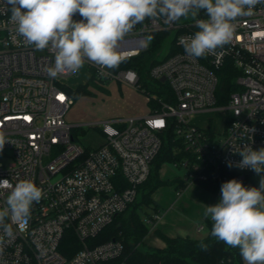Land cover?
<instances>
[{
  "label": "built area",
  "instance_id": "1",
  "mask_svg": "<svg viewBox=\"0 0 264 264\" xmlns=\"http://www.w3.org/2000/svg\"><path fill=\"white\" fill-rule=\"evenodd\" d=\"M10 17L11 5L0 0V131L12 142L0 151V157L11 153L8 165L0 161V181L14 186L31 179L44 194L33 204L24 229L12 224L15 236L6 238L0 264H126L119 261L124 251L121 240L94 246L88 241L135 201L137 187L148 178L161 149L162 134L170 127L182 143L179 149L186 153L174 162L185 168L180 190L205 182L221 197V185L228 180L249 184L246 173L255 171L238 164L243 146L264 148V3L257 4L251 15L238 18L230 43L202 58L172 51V42L182 47L180 38L198 31L192 19L172 24L163 18L146 19L136 25L118 50L126 62L148 51L151 41L145 47L146 36L167 33L148 80L168 83L173 100L162 99L144 85L138 65L123 62L109 70L86 62L95 82L115 80L129 85L154 104L140 117L79 125L66 118L75 103L65 82L72 73L51 78L46 69L54 63V50H34L17 34ZM206 18L202 11L198 19ZM74 19L81 17L77 13ZM228 60L238 70L236 89L218 103L217 71ZM215 110L226 112L222 131L191 122L198 113ZM85 125L100 129V144L84 147L78 142L74 130ZM10 190L0 185V208L6 206ZM160 218L161 213L154 212L146 222L155 226ZM68 235L79 244L70 257L61 250Z\"/></svg>",
  "mask_w": 264,
  "mask_h": 264
},
{
  "label": "clouds",
  "instance_id": "2",
  "mask_svg": "<svg viewBox=\"0 0 264 264\" xmlns=\"http://www.w3.org/2000/svg\"><path fill=\"white\" fill-rule=\"evenodd\" d=\"M10 20L16 32L36 51L52 49L53 65L46 71L51 78L69 71L78 73L86 62L101 69H116L126 56L119 43L136 25L146 19L163 18L172 24L181 19L195 21L193 35L180 38L184 52L193 58L216 54L230 43L235 22L252 14L264 0H8ZM206 19H198L201 12ZM80 20L74 19L76 14ZM153 39L146 36L147 47ZM109 73L103 72L102 75ZM11 142L0 131V151ZM12 143V142H11ZM240 168H251L261 176L258 187H246L237 179L221 185L219 202L204 212L212 221L211 236L231 248H238L245 264H264V148L254 150L245 145L239 152ZM231 167V162H229ZM6 206L0 208V254L7 240L14 238L12 224L24 229L34 203H39L43 190L31 179L19 180L11 186ZM10 220L11 223L6 222ZM206 249L207 245L201 243Z\"/></svg>",
  "mask_w": 264,
  "mask_h": 264
},
{
  "label": "trees",
  "instance_id": "3",
  "mask_svg": "<svg viewBox=\"0 0 264 264\" xmlns=\"http://www.w3.org/2000/svg\"><path fill=\"white\" fill-rule=\"evenodd\" d=\"M167 33L152 34L151 46L148 51L139 56L129 58L126 66L138 65L141 80L148 85H152L155 92L160 94L162 99L173 100L174 93L168 83L158 82L152 84L148 80V71L152 63L156 61V55L167 42ZM172 42V51L183 50L182 47L175 46ZM218 83V103H224L229 94L236 89L234 76L238 70L229 60L217 71ZM96 83L90 78L86 83L79 84L77 87L67 86L66 90L77 101L84 95L90 93V85ZM151 83V84H149ZM154 103L152 102V105ZM78 129V128H76ZM75 129V130H76ZM74 130V135H75ZM182 143L175 135L173 127H170L162 134V146L158 154L152 161L148 178L138 185L137 197L125 211L119 213L115 219L105 226L95 237L89 239L88 243L92 246L103 243L111 239L121 240L124 244V251L119 261L126 264H245L239 254L238 248H231L222 241H217L211 236L212 223L208 224V234L202 238L190 236H170L155 229V234L164 241L163 246H146L145 237L150 231V225L143 218L152 217L154 212H158L159 204L154 199V193L164 185L176 184L177 187L184 186L181 177L163 179L159 174V169L164 163H174L180 160L186 153L180 150ZM261 175H264L262 173ZM258 176L255 172H247L246 180L251 182L254 187L259 186ZM200 186L208 191L215 192V187L209 183L201 182ZM151 209V211H149ZM201 243L207 245L206 249L200 247ZM79 248L78 241L72 235L66 236L61 250L70 257Z\"/></svg>",
  "mask_w": 264,
  "mask_h": 264
},
{
  "label": "rangeland",
  "instance_id": "4",
  "mask_svg": "<svg viewBox=\"0 0 264 264\" xmlns=\"http://www.w3.org/2000/svg\"><path fill=\"white\" fill-rule=\"evenodd\" d=\"M92 67H84L76 74H72L65 82L71 87H77L79 84L86 83L91 77ZM144 85L143 80H141ZM150 81V80H149ZM152 84H157L150 81ZM149 83V84H151ZM148 87L154 91L152 85ZM90 93L82 96L69 109L66 118L73 124L79 125L84 123L98 122L108 119L109 117H119L122 119L129 117H140L147 114L148 104L144 94L129 85L119 83L115 80L96 82L90 85ZM155 92V91H154ZM159 96L160 94L156 92ZM154 103V102H153ZM226 112L223 110L205 111L195 115L191 122L196 125L206 126L211 125L216 131H222L224 128V120ZM211 118L209 122L208 119ZM76 139L84 147H95L102 141L100 129L89 126H84L75 130ZM11 153L7 152L6 156L0 157V161L8 165L10 162ZM185 168L183 166H176L174 163H164L159 169L160 176L165 178L183 177ZM246 187H253L245 184ZM176 185L161 186L155 193V197L163 201V204L170 205L172 199L176 196ZM173 202V201H172ZM219 202V200H218ZM177 208V207H176ZM175 208V209H176ZM151 211V209H149ZM183 211V210H180ZM187 215V214H186ZM188 216V215H187ZM143 218L147 221L150 217L143 214ZM151 229L145 237V243L142 248L146 246H156L157 242L153 241L158 237L155 234V226L149 224ZM207 230V229H206ZM206 230L199 233L204 235ZM159 238V237H158ZM161 239V238H160Z\"/></svg>",
  "mask_w": 264,
  "mask_h": 264
},
{
  "label": "crops",
  "instance_id": "5",
  "mask_svg": "<svg viewBox=\"0 0 264 264\" xmlns=\"http://www.w3.org/2000/svg\"><path fill=\"white\" fill-rule=\"evenodd\" d=\"M249 185L253 186L250 182ZM176 189L177 197L172 199L173 202L171 201L170 205L165 206L163 201L159 200L154 195V199L159 204L158 212L161 213V218L155 224V228L160 229L170 236L205 237L208 234V224L212 223V221L210 217L204 215V212L207 206L218 203L220 196L215 192L208 191L199 184H193L183 190H180V187L176 185ZM201 226L202 228H200ZM204 230H206L205 234L200 236L199 233ZM153 241L157 242L156 246H163L165 244L164 241L158 237Z\"/></svg>",
  "mask_w": 264,
  "mask_h": 264
},
{
  "label": "water",
  "instance_id": "6",
  "mask_svg": "<svg viewBox=\"0 0 264 264\" xmlns=\"http://www.w3.org/2000/svg\"><path fill=\"white\" fill-rule=\"evenodd\" d=\"M161 80H162V81H164V80H165V78L163 77Z\"/></svg>",
  "mask_w": 264,
  "mask_h": 264
}]
</instances>
